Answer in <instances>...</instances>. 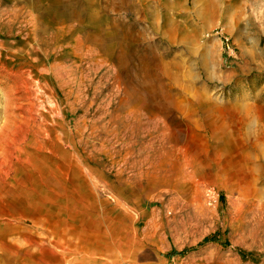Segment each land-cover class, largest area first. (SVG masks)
I'll return each instance as SVG.
<instances>
[{
  "label": "rangeland",
  "instance_id": "rangeland-1",
  "mask_svg": "<svg viewBox=\"0 0 264 264\" xmlns=\"http://www.w3.org/2000/svg\"><path fill=\"white\" fill-rule=\"evenodd\" d=\"M76 5L0 24V264H264V0Z\"/></svg>",
  "mask_w": 264,
  "mask_h": 264
},
{
  "label": "bare ground",
  "instance_id": "bare-ground-1",
  "mask_svg": "<svg viewBox=\"0 0 264 264\" xmlns=\"http://www.w3.org/2000/svg\"><path fill=\"white\" fill-rule=\"evenodd\" d=\"M107 2H111L115 5H125L127 4V0H105ZM78 2V0H39L36 2V0H28V7H20L19 9L13 10L11 11V13H9L8 19L7 21H1L0 24L1 26L5 27L6 29H9L11 31L17 30V31H21L22 29L20 28V26L22 24H28L31 23L29 27H31L32 29L29 28V30L33 33L32 36H36V34L38 33L37 31V25H40V27H45L48 28V26L51 23V20H57L56 22L58 23H76L79 25L80 20L83 18V16L85 18H89L92 14L89 13L88 16V12H84V11H80L77 8L76 3ZM17 26V27H16ZM87 27L86 24L83 25H79V29L71 31L72 34L75 33H82V29L85 30ZM24 32V31H23ZM21 34V33H20ZM20 34H17V37L20 36ZM39 34V33H38ZM57 38H60V34L57 32L56 34ZM3 37H6L7 35L4 34L2 35ZM11 37H15V35H11ZM44 40V41H43ZM57 40V39H56ZM40 43H46L48 41L47 38H45V36H43L40 40ZM18 42H21L20 40ZM77 43H75L76 45H74V51L75 52H79L80 48H82L81 43H79V40H76ZM26 46V45H24ZM53 47V46H52ZM52 102L53 104L56 106L57 105V101L55 97H52ZM85 167V171L88 173H92L93 171L89 168H87V166H83ZM70 189L66 192L67 193V199L69 200V203L71 200H76V197H80L81 195H87L89 196V199H92V192H93V188L91 185H87L85 180L74 182V181H67ZM77 186H79L80 188L78 190H75V184ZM68 187V188H69ZM78 199V198H77ZM63 200H65V196L63 198ZM73 204V203H72ZM70 204V205H72ZM73 206V205H72ZM87 212H85L84 214H86ZM107 224V223H106ZM96 226V221L93 225L92 228H94ZM106 229L108 232H111L114 228V226H106ZM104 233L106 234V231H104L103 229H101V236H98V242L97 245H99L98 248H96V246L94 247L93 242H86L87 244L83 245V248L85 250H90V251H97L100 258V260H104V259H111L112 257H117L115 255L112 256V252H114V250H116L115 248H118L117 245H115L116 247H113L110 245L109 241L107 240L106 237H104ZM75 251V250H74ZM119 251V250H118ZM80 252H82V250H80ZM87 254L90 255V252L86 251ZM104 264V263H103Z\"/></svg>",
  "mask_w": 264,
  "mask_h": 264
},
{
  "label": "crops",
  "instance_id": "crops-1",
  "mask_svg": "<svg viewBox=\"0 0 264 264\" xmlns=\"http://www.w3.org/2000/svg\"><path fill=\"white\" fill-rule=\"evenodd\" d=\"M71 247H73V252H74V250L76 251V250H78V246L77 245H73V246H71ZM82 251H86L84 248H82L81 249ZM79 252H80V250H79Z\"/></svg>",
  "mask_w": 264,
  "mask_h": 264
}]
</instances>
